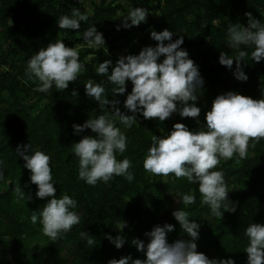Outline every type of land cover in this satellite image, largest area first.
<instances>
[{
  "label": "trees",
  "instance_id": "trees-1",
  "mask_svg": "<svg viewBox=\"0 0 264 264\" xmlns=\"http://www.w3.org/2000/svg\"><path fill=\"white\" fill-rule=\"evenodd\" d=\"M133 7L147 8L149 15L139 26L125 28L122 18ZM74 8L88 14L89 19L81 22L79 30L60 28V17L70 15ZM247 12L264 21V0H0V159L4 161L0 166L4 173L0 178V247L10 246L11 250L9 256L0 251V264H108L111 259L129 255L145 259L132 241L147 243L145 233L156 225L175 226L167 234L169 243L190 239L172 215L177 209L189 211L190 219L201 224L198 252L210 259L231 257L236 264H248L245 229L250 223L264 224V139L250 141L246 157L221 158L217 165L225 174L228 199L236 207L235 212L225 211L223 218L212 215L209 206L202 203L198 184L173 175L157 176L143 167L153 134H166L176 122L199 131L217 95L234 91L253 99L264 97V58L252 60L251 46H242L248 52L241 62L247 81L235 78V61L231 69L219 62L222 51L236 54L228 45L227 30L237 22L246 25ZM92 24L103 34L104 46L88 47L84 40L83 34ZM165 28L176 33L173 41L184 37L181 47L203 77L196 101L201 108L199 122L178 113L164 122L144 119L137 113L139 124L125 129L117 118V126L128 137L126 152L117 154V158L126 156L133 161L130 171L134 179L114 176L107 183L89 185L79 178V158L72 145L82 136L95 133L85 129L75 134L72 125L100 114L111 118L108 111H112V105L103 108L86 95L84 84L89 78L103 82L107 99L119 100L121 111L131 114L123 105L133 87L131 81L124 94L114 95V85L95 69L104 60L115 64L121 56L136 55L145 46L154 47L157 41L151 38V30ZM56 40L79 50L86 71L65 90L53 85L49 92H42L40 82L26 75L27 61ZM28 142L33 149L39 147L51 156L57 196L66 193L78 203L80 224L55 241L43 233L39 221L31 220L33 211H39L47 201L36 196L30 170L24 168L23 159L16 153L18 145ZM17 187L24 191L25 198L16 192ZM189 192L196 195V203L185 206L182 195ZM122 222L126 226L121 232ZM82 231L88 235L81 236ZM106 234L123 235L126 242L116 248ZM88 239L94 243L89 245Z\"/></svg>",
  "mask_w": 264,
  "mask_h": 264
},
{
  "label": "clouds",
  "instance_id": "clouds-1",
  "mask_svg": "<svg viewBox=\"0 0 264 264\" xmlns=\"http://www.w3.org/2000/svg\"><path fill=\"white\" fill-rule=\"evenodd\" d=\"M148 15L147 8L133 7L122 18L123 27L139 26L146 22ZM245 15L248 17L246 25L237 22L230 24L227 30L228 45L236 50V54L229 55L222 51L219 55L220 64L229 69L236 62L233 74L240 81L248 79L241 67L248 52L242 46L252 47V60L259 62L264 58V21L253 17L251 12ZM88 19V14L74 8L70 15L60 17L58 26L79 30L81 22ZM174 34L168 28L161 31L153 29L150 36L157 41L154 47L145 46L136 55L121 56L115 64L111 60L98 63L95 72L106 76L114 85V95L124 94L127 82L131 81L133 87L123 101L124 108L131 114L121 111L119 100L107 99L103 82L98 83L89 78L84 84L87 96L103 108L112 105V111H108L111 118L107 114H100L88 118L83 124L72 125L75 134L85 129L95 133L94 136H82L72 145L79 158V178L87 184L95 186L99 181L107 183L114 176H123L128 181L134 179V173L130 171L133 161L126 156L117 158V154L126 152L128 145L126 133L117 126V118L125 129L139 124L137 113L144 119H158L161 122L178 113L182 118L190 117L199 122L201 108L196 101L204 80L198 65L181 47L184 37L173 41ZM83 38L92 48H99L106 43L94 24L84 32ZM84 71L86 68L80 60L79 50L66 46L63 40H56L40 48L28 59L26 75L40 82V91L49 92L53 85L58 90L67 89L69 82L76 81ZM72 95H77L75 90ZM260 139H264V97L253 99L228 91L214 98L199 131L190 130L184 123L176 122L166 134H153L143 167L157 176L173 175L175 179L185 178L191 184H198L202 203L209 206L212 215L223 218L225 211L235 212L236 207L228 199L230 191L225 174L223 169H217V165L221 158L231 159L235 155L246 157L250 141L258 142ZM16 153L23 159L24 168L30 170V181L37 186L36 196L47 201L39 211H33L31 220L33 223L39 221L43 233L55 241L74 225L80 224L81 216L76 211L77 200L66 193L57 196L49 154L39 147L33 149L29 142L18 145ZM3 164L4 161L0 159V166ZM3 175L0 167V178ZM16 192L25 198L20 187L16 188ZM182 201L185 206L195 204L196 195L193 192L184 193ZM172 215L190 239H177L169 243L167 234L175 226L171 223L156 225L145 233L147 243L140 239L132 241L137 250L145 254V259H133L129 255L111 259L108 264H236L231 257L210 259L203 252H198L196 241L201 224L190 219V212L185 209H177ZM125 226L126 222H122L118 230L122 232ZM86 235L87 232H81V236ZM245 236L248 239L245 247L248 264H264V224L250 223L245 229ZM105 238L116 248L126 242L123 235L113 237L106 234ZM87 243L92 245L94 241L88 239Z\"/></svg>",
  "mask_w": 264,
  "mask_h": 264
},
{
  "label": "rangeland",
  "instance_id": "rangeland-1",
  "mask_svg": "<svg viewBox=\"0 0 264 264\" xmlns=\"http://www.w3.org/2000/svg\"><path fill=\"white\" fill-rule=\"evenodd\" d=\"M0 251L3 252L5 256H9L10 255V251H11L10 250V246H7V247H5L3 249L0 247Z\"/></svg>",
  "mask_w": 264,
  "mask_h": 264
}]
</instances>
